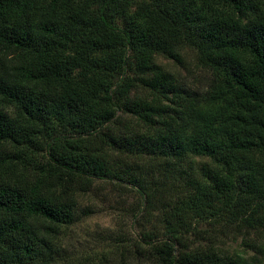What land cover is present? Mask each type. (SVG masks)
Wrapping results in <instances>:
<instances>
[{
	"label": "trees",
	"instance_id": "16d2710c",
	"mask_svg": "<svg viewBox=\"0 0 264 264\" xmlns=\"http://www.w3.org/2000/svg\"><path fill=\"white\" fill-rule=\"evenodd\" d=\"M187 48L203 88L156 63ZM99 181L157 264H264L199 229L264 231V0H0V264H56Z\"/></svg>",
	"mask_w": 264,
	"mask_h": 264
},
{
	"label": "rangeland",
	"instance_id": "374dc122",
	"mask_svg": "<svg viewBox=\"0 0 264 264\" xmlns=\"http://www.w3.org/2000/svg\"><path fill=\"white\" fill-rule=\"evenodd\" d=\"M182 62L179 64L163 56L156 60L159 66L190 85L203 88L210 73L200 66L197 52L184 49ZM191 160L197 169L210 163L208 158ZM28 171L34 172V166H28ZM138 203V195L130 186L116 191L109 182H97L81 201L75 221L60 228L55 240L58 249L56 264H157L148 253L141 255L136 251L137 246H144L142 238L146 229L142 219H135ZM44 224L41 220L35 221L37 227ZM199 229L204 231L202 235L206 234V237H218L211 244L222 254L229 257L256 256L264 262V231L238 236L232 232L227 234L228 231L219 225L203 224ZM200 242L209 245L207 238ZM251 243L257 244L259 250L251 248ZM47 263L38 261L33 264Z\"/></svg>",
	"mask_w": 264,
	"mask_h": 264
}]
</instances>
